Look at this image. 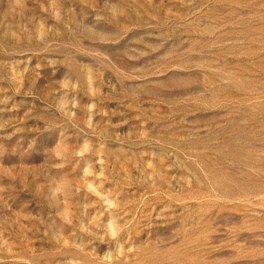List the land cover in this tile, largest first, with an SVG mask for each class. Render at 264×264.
I'll list each match as a JSON object with an SVG mask.
<instances>
[{"label":"rangeland","instance_id":"rangeland-1","mask_svg":"<svg viewBox=\"0 0 264 264\" xmlns=\"http://www.w3.org/2000/svg\"><path fill=\"white\" fill-rule=\"evenodd\" d=\"M0 264H264V0H0Z\"/></svg>","mask_w":264,"mask_h":264}]
</instances>
